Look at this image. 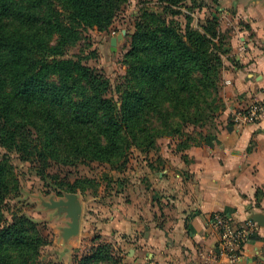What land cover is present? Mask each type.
Masks as SVG:
<instances>
[{
	"label": "trees",
	"instance_id": "trees-1",
	"mask_svg": "<svg viewBox=\"0 0 264 264\" xmlns=\"http://www.w3.org/2000/svg\"><path fill=\"white\" fill-rule=\"evenodd\" d=\"M122 1L0 0V139L41 169L48 160L118 167L149 137L215 113L224 52L218 22L209 19L203 32L182 24L175 6L183 0H161L157 10L144 11L118 84L65 56L84 30L108 29ZM9 183L0 162V264H59L41 259L43 240L33 221L4 217ZM74 264L120 259L110 244L98 243Z\"/></svg>",
	"mask_w": 264,
	"mask_h": 264
},
{
	"label": "crops",
	"instance_id": "crops-1",
	"mask_svg": "<svg viewBox=\"0 0 264 264\" xmlns=\"http://www.w3.org/2000/svg\"><path fill=\"white\" fill-rule=\"evenodd\" d=\"M220 7L221 27H232L221 124L202 142L164 153L162 165H142L125 208L108 217L110 240L123 233L131 242V264H230L224 256L212 259L208 215L223 211L244 221L264 214V115L256 122L234 118L264 97V0H222ZM232 264H264V225Z\"/></svg>",
	"mask_w": 264,
	"mask_h": 264
},
{
	"label": "rangeland",
	"instance_id": "rangeland-1",
	"mask_svg": "<svg viewBox=\"0 0 264 264\" xmlns=\"http://www.w3.org/2000/svg\"><path fill=\"white\" fill-rule=\"evenodd\" d=\"M160 1H122L108 29L84 30L80 38L66 48L65 56L79 58L83 64L108 78L112 85L120 83L127 74L128 53L135 23L140 20L144 11L150 13L160 8ZM221 4L222 0H183L175 6L180 11L175 15L178 21L182 24L189 22L193 29L201 32L209 19H217L218 41L224 52L221 55L219 94L213 104V116L184 124L180 121L178 131L149 137L152 142L148 146L132 147L125 162L116 164L118 167L96 160L77 162L74 165L48 160L46 167L41 169L39 167L42 165L37 160L23 158L14 148L5 146L0 139V162L5 165L10 179V191L2 206L4 217L11 220L14 215H23L35 223L43 240L40 246L42 260L74 264L80 255L94 249L98 243H107L111 245V253L120 259V264H131L126 257L127 247L131 242L123 233L116 242L114 238L110 240L112 234L110 228L106 227L108 217L115 208H125V203L131 196L130 187L141 179L139 170L142 165H162L164 159L168 158L166 155L164 157V153L185 150L192 144L202 142L221 124L223 111L227 106L221 87L222 71L229 51L231 27H221V23L226 20ZM112 37L117 38L114 46L111 44ZM68 192L78 194L82 214L78 235L65 243L60 233L69 218L65 214H57L56 209L47 208L41 202L50 198H64V194Z\"/></svg>",
	"mask_w": 264,
	"mask_h": 264
},
{
	"label": "built area",
	"instance_id": "built-area-1",
	"mask_svg": "<svg viewBox=\"0 0 264 264\" xmlns=\"http://www.w3.org/2000/svg\"><path fill=\"white\" fill-rule=\"evenodd\" d=\"M264 115V97L261 100L240 108L234 113L235 119L246 122H256ZM210 233L215 237L211 248L212 259L226 257L232 264L242 254L244 244L251 239L257 231V223L251 219L236 221L230 214L223 211L210 213L206 220Z\"/></svg>",
	"mask_w": 264,
	"mask_h": 264
},
{
	"label": "water",
	"instance_id": "water-1",
	"mask_svg": "<svg viewBox=\"0 0 264 264\" xmlns=\"http://www.w3.org/2000/svg\"><path fill=\"white\" fill-rule=\"evenodd\" d=\"M116 37L111 38V44H116ZM42 205L47 208L56 209L59 215L65 214L69 218L67 225L61 228V237L63 241L68 242L69 238L78 235L80 231V218L82 214V205L77 193L68 192L64 194V198H50L48 201H42ZM250 219L255 221L257 225H264V214L253 213Z\"/></svg>",
	"mask_w": 264,
	"mask_h": 264
}]
</instances>
